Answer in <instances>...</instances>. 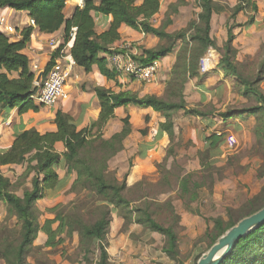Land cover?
I'll list each match as a JSON object with an SVG mask.
<instances>
[{
    "label": "trees",
    "instance_id": "trees-1",
    "mask_svg": "<svg viewBox=\"0 0 264 264\" xmlns=\"http://www.w3.org/2000/svg\"><path fill=\"white\" fill-rule=\"evenodd\" d=\"M67 1L0 0V8L25 11L38 30L43 33H53L63 26L64 43L71 40L70 31L75 27L70 48L74 63L86 71H90L92 66L96 65L99 72L107 79L115 80L121 76L108 67L105 59L106 54L118 51L111 46L119 39L118 29L121 24L168 42L167 45L158 48L142 49V56H133L139 62L150 63L173 53L179 41L176 60L165 81L163 96L139 97L128 90L114 92L111 89L97 87L95 92L100 103V112L98 118L89 127L78 130L73 118L59 109L54 118L55 131L40 133L32 128L15 135L11 146L0 152V201L6 207V218L14 217L16 220L15 225L19 228L18 239H10V236L0 238V259H4L7 264H27V257L34 248L37 234L42 232L46 236L44 245L47 247H54L62 243L65 237H72L73 234L78 236L80 246L96 241L99 248L98 264H108L107 245L104 241L110 223L109 215L113 211H117L129 222L134 217V222L143 229L163 235L166 241L163 251L171 258H175L177 236L174 229L158 222L148 211L147 206L133 207L132 201L126 197L130 187L125 180H118L108 171L109 159L123 149V141L131 132L129 117H124L121 120V130L108 138L103 136L102 131L108 121L114 117L115 109L127 104L139 108H151L160 113L164 122L159 125V133L165 132L170 142L174 138L172 117L176 112L184 110L186 115L205 116L196 109H186L184 83L188 78L199 75L200 57L204 55L209 45H215V41L210 36L211 15L214 11H221L224 8L219 7L213 0H199L198 6L201 10L197 18L191 19L185 28L167 33L166 28L172 24L171 16L178 13V6L186 3L184 0H176L169 5L159 27H154L150 20L158 13L160 0H84L82 8L73 6L71 18H66L64 13ZM244 5L252 12L257 11L255 3L251 0H239L234 6L233 15L243 11ZM91 11L112 16L113 19L106 31L96 33ZM253 22L254 19L250 16L246 26ZM190 31L192 33L188 34ZM31 32L32 26H27L21 30V39L12 41L0 30V108L11 110L17 107L20 112H27L37 111L42 106L37 105L32 96L41 87L45 74L54 64L63 45L52 54L43 69L40 82L36 83L31 62L23 53ZM227 32L229 39L220 60V69L240 90L241 95L249 101H254L256 105L246 109H227L218 113V116L223 121L246 118L245 116L250 115L256 117L264 108V95L256 85L259 79L257 76L244 74L242 65L229 61L232 50L230 42L233 39L231 28ZM263 70L264 60L259 72ZM254 137L256 140H264V122L257 124ZM221 139L222 137L217 134L208 137L212 146L219 145ZM57 142L63 143V153L55 150ZM23 163H26V168L18 179L26 180L30 174L33 175L29 181L30 189L24 187L22 196H18L15 193V182L11 183L9 178L3 176L1 167ZM57 168H65L67 174L75 173L76 177L69 192L74 193L76 198L90 197L103 204L101 214L94 222L84 223L78 216L64 212L65 208L61 209L62 205L57 204L47 209L53 211L55 216L45 219L40 225L35 204L46 196V191L59 190L62 187ZM189 184L190 175L179 179V189L182 194H190ZM191 194L194 198L197 197V193L192 191ZM246 203L244 214L240 218L264 206V188ZM110 206L112 207L109 210ZM55 223L57 226L53 227ZM213 223V228L207 233L210 246L234 225V222L224 224L220 217L214 218ZM61 234H64V237L60 236ZM221 264H264V224L240 238Z\"/></svg>",
    "mask_w": 264,
    "mask_h": 264
},
{
    "label": "rangeland",
    "instance_id": "rangeland-1",
    "mask_svg": "<svg viewBox=\"0 0 264 264\" xmlns=\"http://www.w3.org/2000/svg\"><path fill=\"white\" fill-rule=\"evenodd\" d=\"M237 1L214 0V3L224 8L223 11L229 17L228 22L223 21L218 13L217 23L220 27L225 25L228 30L235 24L243 29L246 25L250 17L248 13L233 15ZM192 6L196 8L198 5L194 2ZM191 11L193 14L191 19H196L195 12L193 9ZM190 33L192 31L188 34ZM232 42L229 61L242 65L244 74L257 76L259 80L256 85L264 95V70L259 72L264 60V44L258 47L254 54H247L241 41L234 40V45ZM167 44L165 40L163 45ZM160 46L157 44L154 48ZM218 71V77L224 81L223 88L229 94V101L218 97L215 104L186 103L188 110L196 109L208 116L213 113L218 115L227 109H246L256 105L254 101L244 98L229 78L222 71ZM174 116L182 127L181 133L163 147L161 159L155 160L152 167L146 168L145 156L140 153L137 164L133 163L132 159H127L128 164L124 167L122 175L124 179L128 178L134 168L136 173L141 174V171H144L138 181L128 186L130 188L126 192V197L132 201L133 207L147 206L148 211L158 222L174 229L177 236V254L175 258H171L163 251L166 245L163 235L143 229L134 222V217L129 222L117 211H113L109 215L110 223L104 241L107 245L108 264H196L197 259L210 248L207 233L213 228V219L220 217L224 224L234 222L236 225L240 219L246 217L240 218L244 214L246 201L264 188V140H256L254 137L257 124L264 122V108L256 117L245 116L246 118L233 121L235 124L231 125L221 122L217 124L221 141L229 134H233L238 141L236 149L224 156L220 151L215 152L219 145L211 147L205 134L200 135V131H194L199 130L196 117H188L180 112H176ZM116 128L112 126L111 131ZM183 129L186 130L184 134ZM187 132L192 135L185 136ZM201 132H205L204 129L203 131L201 129ZM109 173L114 175L112 171ZM185 175H190V194H182L179 189V179ZM25 181L17 178L15 191H21L25 187ZM192 191L197 193L196 198L191 194ZM59 203L62 205L61 209L65 208L64 212L78 216L84 223L94 222L104 207L100 202L84 196L65 197L64 201ZM54 216L53 211H38V220L41 224L45 218ZM15 221V218L7 219L6 215H2L0 238L10 236V239H18L19 228ZM56 226L57 223L53 225ZM60 236L64 237V234ZM45 238V235L37 236L34 248L27 257V264L99 263V248L96 241L80 246L78 236L73 234L72 237H65L63 242L56 246L47 247L44 245ZM0 264L7 263L0 259Z\"/></svg>",
    "mask_w": 264,
    "mask_h": 264
},
{
    "label": "crops",
    "instance_id": "crops-1",
    "mask_svg": "<svg viewBox=\"0 0 264 264\" xmlns=\"http://www.w3.org/2000/svg\"><path fill=\"white\" fill-rule=\"evenodd\" d=\"M175 1L176 0H160L159 11L151 20L154 27L160 26L168 11L169 5L175 3ZM184 1L186 2L184 5L178 6V13L171 16L172 24L166 28L165 31L167 33H172L185 28L193 15L191 11L192 9L197 18V14L201 9L199 6L192 8V4L196 2L197 5H199V0ZM251 1L255 3L257 11L252 12L244 5L245 8L239 13H248L249 16L253 17L254 22L248 26L245 25L243 29L241 26L235 24L231 25L232 37L234 35L232 41H241V43L244 44L245 52L247 54H254L258 47L264 44V0ZM73 6L74 4L71 1H67L64 12L66 18H71L74 10ZM218 13H220L223 21L228 22L229 20L228 15L223 10L214 11L211 15L210 21V36L217 46L220 47L219 49L222 50V53H224L229 38L228 30L225 25V27L223 25L220 27L217 23ZM90 14L94 20L96 33H102L109 28L113 19L111 15H103L95 11H91ZM1 18L3 19L2 22H0V30L2 32H4V27L6 26L13 27L17 32L16 35L4 32L12 41L20 40L21 30L27 26H32L30 40L24 47L23 53L29 58L31 69L34 71L35 76L43 71L45 65L50 61L52 54L60 45L63 46L60 48L58 56L55 59L68 55L71 57L70 48L72 39L64 43L63 26L53 33L40 32L35 25H31L32 20L28 17L25 11H17L12 8H0V19ZM118 32L119 39L112 44L111 48L120 51L122 50V47L127 46L126 50L132 56H142V49H152L157 44L163 45L165 42V40H160L152 34L140 33L125 24L119 26ZM51 41H53L54 45H50ZM233 42L232 45H234ZM177 46L179 47V41L176 43V47ZM176 47L174 48L173 53L158 60L160 63V71L151 82L127 79L122 75L115 80L107 79L99 72L96 65L92 66L90 71H86L83 67L77 66L73 63L71 65V76L64 86L66 97L58 100L54 105L40 106L37 111L30 110L27 112H20L17 107L12 108L11 110L0 108V152L9 148L15 135L24 130L33 128L40 133L55 131L56 125L54 123V118L56 111L59 109L73 118L78 130L89 127L90 124L98 118L100 112V103L95 92L97 87L111 89L114 92L128 90L139 97L145 95L163 96L165 81L176 60ZM217 72L219 71H213L207 74L199 73L198 76L188 78L185 81L184 95L185 102L188 105L196 102L201 104L208 102L215 104L218 97L223 98L224 101H229V94L223 88L224 81L221 77H218ZM36 104L38 105V103ZM178 112L182 115H186L184 110H179ZM126 116L129 117L131 132L123 141V149L109 159L108 171H112L118 180H125L127 186H130V184L138 181L139 178L142 177V172L144 171H141V174L136 173V169L134 168L131 175L124 179L122 172L124 167L128 164V162H126L127 159H132V162L137 164V157H139L138 155L141 153L146 159L144 162L145 167L150 168L155 160L161 159L163 147L170 143V140L165 132L159 133V125L164 122V118L160 113L153 111L151 108H139L132 104H127L126 106H121L115 109L114 117L108 121L102 131L103 136L108 138L113 133L120 131L122 128L121 120ZM186 116L196 117L199 130L194 129V131H200V135L205 134L207 137L211 134L218 135L220 130L217 129V124L220 122L222 124L231 125L235 124L233 121H238L239 119L233 118L231 120L223 121L214 113L205 117H197L194 115ZM173 117L174 140L180 135V129L182 127L176 122L174 115ZM112 126H116L117 128L111 131ZM200 128L202 131L204 129L205 132H201ZM185 131L186 130L183 129L182 134H184ZM191 135L190 132H187L185 136L190 137ZM210 146L213 147L212 145ZM55 150L59 153H63V143L57 142L55 144ZM219 151L221 152L220 148L216 147L215 152L219 153ZM25 168L26 163L4 165L1 167V173L3 176L9 178L11 183H14ZM56 171L62 187L59 190L46 191V196L39 199L35 204L39 212H44L47 209L60 204L59 202L64 201L65 197L71 198L75 196V194L68 192L76 177L75 173L67 174L65 168H57ZM32 175L33 174H30L25 181V187L28 189H30L29 181ZM15 193L18 196H22V190L19 192L16 191ZM3 214L6 215V207L0 201L1 218ZM45 219H48V217ZM41 233L42 232H38L37 236L45 235L44 233ZM45 240L46 238L44 241Z\"/></svg>",
    "mask_w": 264,
    "mask_h": 264
},
{
    "label": "built area",
    "instance_id": "built-area-1",
    "mask_svg": "<svg viewBox=\"0 0 264 264\" xmlns=\"http://www.w3.org/2000/svg\"><path fill=\"white\" fill-rule=\"evenodd\" d=\"M74 6L82 8L84 0H68ZM2 18L0 22H2ZM31 25H34L31 21ZM75 27L71 28L70 39L74 37ZM4 32L16 35V30L11 26L4 27ZM50 45H54L51 41ZM127 46L122 47V50L112 52L105 55V59L110 69L115 74L130 77L142 82H151L157 75L160 69L158 60L150 63H142L136 60L127 50ZM223 53L217 44L209 45L203 56L199 59L198 71L200 74H207L213 71H222L220 69V60ZM62 57V56H61ZM55 59L54 64L49 68L45 74L41 87L32 96L34 102L43 106L54 105L58 100L66 97L64 86L66 81L71 76V65L74 63L73 59L68 55ZM61 59V60H60ZM43 72V71H42ZM238 145V141L233 134H229L225 139L220 141L219 148L222 156L228 152L234 151ZM1 220V216H0Z\"/></svg>",
    "mask_w": 264,
    "mask_h": 264
},
{
    "label": "water",
    "instance_id": "water-1",
    "mask_svg": "<svg viewBox=\"0 0 264 264\" xmlns=\"http://www.w3.org/2000/svg\"><path fill=\"white\" fill-rule=\"evenodd\" d=\"M42 76L43 72L41 71L35 76V82L39 83ZM262 224H264V206L256 212L240 219L236 225L226 230L210 248L197 259L196 264H221L231 253L233 247L240 238L245 237Z\"/></svg>",
    "mask_w": 264,
    "mask_h": 264
}]
</instances>
